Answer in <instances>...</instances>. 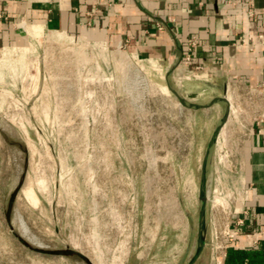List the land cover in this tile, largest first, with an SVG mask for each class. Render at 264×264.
<instances>
[{
    "label": "rangeland",
    "instance_id": "rangeland-1",
    "mask_svg": "<svg viewBox=\"0 0 264 264\" xmlns=\"http://www.w3.org/2000/svg\"><path fill=\"white\" fill-rule=\"evenodd\" d=\"M31 44L22 66L38 83L0 78V264H188L218 130L205 163L210 252L238 165L241 130L232 115L220 123L228 108L182 106L168 86L209 99L130 53L52 34Z\"/></svg>",
    "mask_w": 264,
    "mask_h": 264
},
{
    "label": "crops",
    "instance_id": "crops-1",
    "mask_svg": "<svg viewBox=\"0 0 264 264\" xmlns=\"http://www.w3.org/2000/svg\"><path fill=\"white\" fill-rule=\"evenodd\" d=\"M252 3L255 15L249 17ZM54 32L112 48L121 44L126 54L166 80L186 81L183 94L192 100L210 102L225 95L232 82L243 92L262 86L264 108V0H0V78L20 81L26 58L33 55L31 49L36 51L31 42ZM193 37L196 44L190 47ZM189 49L192 60L186 65ZM196 66L202 69L195 78L191 72L190 80H178ZM238 144L231 190L238 187L241 202L230 216L233 237L225 240L226 254L229 248L246 250L264 264V123ZM217 214L212 227L220 224ZM193 264H213L207 247Z\"/></svg>",
    "mask_w": 264,
    "mask_h": 264
},
{
    "label": "built area",
    "instance_id": "built-area-1",
    "mask_svg": "<svg viewBox=\"0 0 264 264\" xmlns=\"http://www.w3.org/2000/svg\"><path fill=\"white\" fill-rule=\"evenodd\" d=\"M233 4H236L238 0H232ZM248 16L253 17L255 15V8L254 4L252 3L250 5V9L248 10ZM256 37L259 40L263 39L262 34H257ZM69 39H77L82 40L79 38L74 37H67ZM85 41V40H83ZM87 42V41H86ZM240 43H243V40L240 39ZM87 44H92L93 47L100 49L102 51L113 49L112 47L107 46L105 43L100 42H87ZM195 37L191 40L190 47L195 46ZM116 51L124 52V46L121 44H117L114 48ZM191 49H189V52L185 56V64H189L192 60L191 55ZM132 55V54H131ZM201 66H196L193 70H187L184 73H181L178 75V80H190L191 77L188 73L193 74V77L195 78V73L199 72L201 70ZM38 71V70H37ZM185 71V70H184ZM30 70L27 71L28 75H24L22 80H26V83L28 84V88L38 83L39 81V75L36 77L33 74H29ZM20 73V75H21ZM192 76V75H191ZM180 83V82H179ZM263 87H250L248 86L246 90L240 91L237 84L235 82H232L231 86H227L225 97L227 100L228 105V118L232 115L236 122V124L239 126V129L241 130V137H245L247 135H250L252 133V128L255 125H258L260 123H264V108H261L260 104L263 102V95H262ZM257 105V107H256ZM259 105V106H258ZM234 196H230V206H228V211L225 212L223 210V213H227L226 216H224V221L219 224V226H214L213 230L211 232V237L208 243L209 250H210V256L213 264H222V258L226 254V244L225 240L226 238H232L233 232L230 226V216L232 213H236L238 210V205L240 204V191L237 188H234L231 191ZM216 205V204H215ZM236 224L238 226L243 225L242 219H237Z\"/></svg>",
    "mask_w": 264,
    "mask_h": 264
},
{
    "label": "water",
    "instance_id": "water-1",
    "mask_svg": "<svg viewBox=\"0 0 264 264\" xmlns=\"http://www.w3.org/2000/svg\"><path fill=\"white\" fill-rule=\"evenodd\" d=\"M168 88L170 89V91L174 94V96H176V98L178 99L179 103L187 108H207L209 106H211L212 104H215L217 102H221V103H225L227 105V100L225 95L223 96H219V97H215L213 98L210 102L206 103V104H197V103H191L188 102L186 100V98H184L183 96H181L180 94H178V92H176L175 90H173L172 88H170L168 86ZM228 120V112H225V114L222 116L220 123L223 125L226 123V121ZM217 131L216 130L212 136V138L210 139L208 146L206 148V152L204 155V160H203V164H202V179H201V196H200V202H201V208H200V212H199V229H198V237H197V243H198V251L196 252L195 256L193 257V259L188 263V264H193L194 261L199 257L200 253L202 252L203 248L205 247V242H204V235H203V225H202V221L204 218V212H205V207H206V203H207V195L205 192V163H206V159L208 157L209 151L211 149V147L214 145L215 139H216V135H217ZM188 218V222L190 225H192V219L189 215H187Z\"/></svg>",
    "mask_w": 264,
    "mask_h": 264
},
{
    "label": "trees",
    "instance_id": "trees-1",
    "mask_svg": "<svg viewBox=\"0 0 264 264\" xmlns=\"http://www.w3.org/2000/svg\"><path fill=\"white\" fill-rule=\"evenodd\" d=\"M259 258L255 254L246 250H235L229 248L224 260V264H257Z\"/></svg>",
    "mask_w": 264,
    "mask_h": 264
},
{
    "label": "bare ground",
    "instance_id": "bare-ground-1",
    "mask_svg": "<svg viewBox=\"0 0 264 264\" xmlns=\"http://www.w3.org/2000/svg\"><path fill=\"white\" fill-rule=\"evenodd\" d=\"M39 29L38 27H35L34 30ZM52 36H54V38H56L57 40H61V39H64V37L62 35H58L56 33H53ZM163 90H164V87H163Z\"/></svg>",
    "mask_w": 264,
    "mask_h": 264
},
{
    "label": "flooded vegetation",
    "instance_id": "flooded-vegetation-1",
    "mask_svg": "<svg viewBox=\"0 0 264 264\" xmlns=\"http://www.w3.org/2000/svg\"><path fill=\"white\" fill-rule=\"evenodd\" d=\"M201 179H202V173H201ZM201 183V182H200ZM200 186H201V184H200Z\"/></svg>",
    "mask_w": 264,
    "mask_h": 264
}]
</instances>
